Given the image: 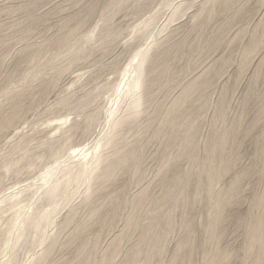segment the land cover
<instances>
[{
	"label": "rangeland",
	"instance_id": "obj_1",
	"mask_svg": "<svg viewBox=\"0 0 264 264\" xmlns=\"http://www.w3.org/2000/svg\"><path fill=\"white\" fill-rule=\"evenodd\" d=\"M163 1L0 0V36L7 40L0 42L2 233L11 218L28 208L25 194L33 197L37 193L35 188L50 166L67 153L81 154L74 156L77 161L86 149L89 154L93 152L108 125L99 116L86 130L88 112L118 106L111 101L117 99L115 88L121 84L122 72L134 51L152 38L161 40L159 50L167 45L179 47L176 54L164 60L172 65L167 80L157 83V77L150 76L154 88L145 98L144 112L137 125L122 135L120 147L124 151L143 146L141 176L119 173L89 205L82 204L83 196L78 197L72 205L80 206L78 214L61 229L71 208L65 207L57 216V226L51 229V236L57 235L58 242L45 264H78L82 243L87 239L96 258L115 255L111 264H122L127 254L143 245L140 231L154 219L153 207L164 196L165 181L171 184L179 175L187 178L192 171L188 158L179 155V145H169V128L162 122V115L187 85L202 78L208 79L209 85L193 90L190 101L178 112L192 113V119L198 114L193 141L202 155L215 129L226 132L229 140L224 159L232 166L216 186L221 198H227L226 191L237 178L243 180L234 190L233 204L220 218L210 211L212 205L205 189L199 198L177 209L170 235L152 264H208L213 257H226L222 264H253L254 255L249 249L252 226L264 215V151L260 154L264 145V0H233L228 7H224L225 0H168L182 3L183 12L166 32L160 33L172 13V7H162ZM214 6L217 12L211 15L209 10ZM157 11L160 14L151 29L143 36L136 35V27ZM106 30L110 38L100 45L97 41ZM91 33L95 40L81 51ZM253 36L260 43L245 62L243 51L253 44ZM41 44L44 48L40 56L30 61L31 53ZM41 68L45 74L40 80L29 76ZM221 69L223 73L219 74ZM89 93L92 98L88 104L60 105L64 98L85 103ZM221 106L224 112L218 116ZM74 123L80 128L72 141L59 155L51 156L48 145L59 140ZM155 129L160 131L157 135ZM166 157H170L172 168L164 173L160 167ZM193 185L189 188L192 193L196 190ZM23 189L28 192L7 199ZM143 190H148L149 196L140 200ZM43 203L47 208V202ZM99 207L107 212L106 221L93 216V210ZM129 217L137 220L131 229ZM218 234L222 237L217 242ZM39 252L38 247L25 250L21 264ZM181 254H187L186 258L175 260ZM8 260L0 249V264Z\"/></svg>",
	"mask_w": 264,
	"mask_h": 264
},
{
	"label": "bare ground",
	"instance_id": "obj_2",
	"mask_svg": "<svg viewBox=\"0 0 264 264\" xmlns=\"http://www.w3.org/2000/svg\"><path fill=\"white\" fill-rule=\"evenodd\" d=\"M232 1L233 0H225L224 7H228ZM161 5L163 8L172 7L169 23L164 25L160 30V33H163L168 30L169 24L183 12V4H174L171 1L165 0ZM209 12L211 15L215 14L217 8L214 6ZM159 14L160 11L155 12L147 20L138 25L135 29V34L143 36L148 32ZM33 25L36 26L34 23ZM262 26H264V23ZM30 29L33 30V28ZM27 31H29L28 27ZM94 33L86 37L81 51L86 48L89 42L95 40ZM110 35L111 33L108 30L102 32L97 42H99L100 45H104L106 43L104 40L110 38ZM5 40L6 38L4 36H0V42H6L7 40ZM160 43V39L152 38V40L149 39L144 46L134 51L127 66L122 72L121 84H119V86L117 85L118 87L115 88L117 99L111 102L118 105L116 108L110 107L106 111L96 108L88 112L87 119L89 123L86 126V130L98 120L99 116L104 117L105 124L107 123L108 125V130L105 128L106 133H104L101 140H99L97 146L92 149L93 152L91 153L90 151L91 155L87 153L88 148L83 152V157L80 156L81 160L78 159L79 161H76L74 156L77 154L73 156V154L67 153L66 157L63 158L64 160L62 159L56 162L44 172L41 178L42 183H40L38 187L36 186L35 191H37V193L34 192L33 197L26 196L25 194V198L27 197L25 205L28 204V208H22L9 220L8 229L5 232L2 233L0 231V249H2L9 258L5 264H21L22 253L33 247H38L40 252L26 264H45L58 242L57 235L51 236V229L55 225L57 226V216L65 207L71 208L66 221L60 227L61 229L68 226L78 214L80 206H72L74 200L78 197L83 196L82 204L89 205L94 198L103 194L119 173L127 172L141 176L142 173L139 162L144 153L143 146L136 145L124 151L123 148L120 147V144L121 139L124 138V136L122 137L124 131L135 127L140 118L139 116L144 112L145 98L153 87L150 76L155 75L157 79L154 81L161 83L166 79L172 69V65L169 62L164 63V60L167 56L176 54L179 47L174 48L167 45L162 50H159L161 47L158 49L157 46ZM259 43L260 39L255 36L253 44L243 51L245 62L255 51L257 46H259ZM183 44L184 42L180 45ZM43 48L44 44L38 46L33 53H31L30 61H35L40 56ZM222 73L223 70H219V74ZM42 74H45L44 68L36 69L34 72H31L29 76H33L35 79L39 77L37 80H40V77L43 76ZM208 85L209 80H203V78L202 81L196 80L187 85L182 96L175 101L168 112L162 115V122L169 128V145H179V155L188 158L192 165V171L187 178H184V175H179L171 184L165 181L164 185H167V189L165 190L164 196L162 200L157 201L153 207L155 213L154 219L140 231L139 235L143 241V245L135 252L127 254L122 264H152L154 255L160 251L161 244L167 240L170 235L172 224L175 220V211L199 198L203 189L208 192V198L211 201L212 206L210 211L213 212V214L215 213L217 218H220L224 210L230 204H233L234 190L239 187L243 177L237 178L233 185L226 191V199L221 198V192L218 191L216 187L224 173L232 166L231 163L224 159L225 148L229 140L226 132L222 129H215L208 142L206 154L202 155L201 150L193 141L197 134L198 125L196 123V118L198 114L195 119H192L194 116H192V113L182 114L178 112L183 104L185 105V102L187 104L188 97L193 90ZM91 96L92 94L89 93L85 103L64 98L60 105L62 107L70 105L80 107L86 103L88 104L91 101ZM182 110L183 109L180 111ZM223 112L224 108L221 106L218 109L217 115L219 116L223 114ZM156 119L157 116L153 121ZM79 128V124L74 123L64 131L59 140L51 142L48 145L49 154L51 156H57L63 152L72 141L75 131ZM159 132V129H155V135ZM262 150L264 151V145H262L260 154H262ZM74 153H77V149L74 150ZM88 155L91 157L86 158ZM85 158L88 159V161H85ZM171 168V159L170 157H166L161 164L160 171L166 173ZM192 184L196 186L194 193L189 190ZM33 187H35V185ZM147 191L148 190H143L141 192L140 200L148 198L149 195ZM25 192L27 193L28 191H26V189L20 190L7 199H13L19 195L21 196ZM262 200L263 199H261V201ZM2 202L3 201H0V204ZM43 202H47V208L43 207ZM31 208L33 209L31 210ZM1 209L3 208L1 207L0 210ZM93 216H96L99 220L106 221L108 214L104 209L99 207L93 210ZM127 222L130 229L137 224V220L134 217H129ZM125 237L126 235L121 236V238ZM221 237L222 234H218L215 236V240L218 242ZM249 249L254 255L253 264H264V215L259 216L253 223ZM186 255L181 254L177 256L175 260L183 261ZM225 260L226 257H219L217 259L213 257L212 260L208 261V264H222ZM114 261L115 255H109L105 259L96 258L92 252L91 242L88 239L83 241L78 264H103L104 262L111 264Z\"/></svg>",
	"mask_w": 264,
	"mask_h": 264
}]
</instances>
